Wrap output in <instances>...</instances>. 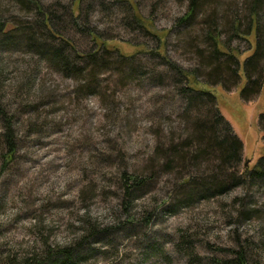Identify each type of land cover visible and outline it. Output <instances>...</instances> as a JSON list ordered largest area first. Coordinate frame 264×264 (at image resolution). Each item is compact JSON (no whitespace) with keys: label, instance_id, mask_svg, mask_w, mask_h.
<instances>
[{"label":"rangeland","instance_id":"obj_1","mask_svg":"<svg viewBox=\"0 0 264 264\" xmlns=\"http://www.w3.org/2000/svg\"><path fill=\"white\" fill-rule=\"evenodd\" d=\"M30 1L64 17L63 33L86 51L93 38L80 33L85 23L99 40L157 47V38L137 26L136 7L151 19L145 23L152 30L165 31L167 54L211 84L244 143L243 161L233 173L244 174L264 154V0L256 9L255 0H209L188 22L189 0H0L5 31H16L10 38L0 31V107L13 120L19 142L5 164L0 138V264L30 257L45 264H230L240 249L249 264H264V183L233 185L223 193L216 188L205 196V189L183 182L196 172L210 177L207 165L202 173L183 171L179 163L161 169L165 157L158 150L177 147L192 134L181 86L162 60L141 53L138 68L129 62L122 67L110 53L95 80L88 68L82 77L63 73L18 33L37 19ZM80 6L82 17L74 24L65 9L77 15ZM209 32L238 55L241 64L233 58V65L243 78L225 75L223 87L209 79L216 62ZM113 44L124 53L137 50ZM258 44L261 56L248 69L258 83L242 93L248 84L242 66ZM4 129L0 117V135ZM125 169L149 177L158 171L128 203Z\"/></svg>","mask_w":264,"mask_h":264},{"label":"trees","instance_id":"obj_2","mask_svg":"<svg viewBox=\"0 0 264 264\" xmlns=\"http://www.w3.org/2000/svg\"><path fill=\"white\" fill-rule=\"evenodd\" d=\"M85 0H74L82 4ZM95 1V0H94ZM124 2L123 0H121ZM130 1V0H129ZM35 8H37V19L33 23H26L20 28V34L24 35L27 39V44L33 52L38 53L40 56L47 58L49 63L59 66V69L63 73H76L78 76H85L84 70L88 68L89 77L95 80V78L102 73L109 64L110 58L106 56L110 53H116L118 55L119 65L122 67L128 64L133 68H138L136 60L138 55L146 53L151 57H158L162 60V64L174 74V81L178 84L179 93L183 97L186 103L185 116L187 122L191 125L192 134H189L185 143L177 145L169 149L168 151H159L164 157L165 161L161 165V169L169 170L174 165L179 163L183 171L190 169L204 172V165H207L205 171L211 172L210 177L198 176L197 172L194 175H188L185 177L183 185H189L191 188L205 189V196H209L211 192H215L216 188H222L220 192H226L233 185H240L243 183H249L251 185L264 183V154L261 155L252 168L246 167L244 174L237 175L238 172L233 173L238 169L239 165L243 161L242 152L244 149V143L234 133L233 127L228 119L221 112L216 93L209 89L211 84L209 81H202L196 76V73L179 64L173 60L166 52V34L165 31L152 30L151 26L145 22L150 21V18H146L141 15L136 7H133L136 11L137 26L144 30L147 34L153 35L158 40V46L155 48H149L145 44H136L132 41L124 39H100L94 28H90L88 23L77 25L80 33H84L88 39L93 38V45L90 50H80L77 47L76 41L73 37H69L63 33L65 18L57 14V12L51 7L47 8L43 4L35 1H30ZM105 2V0H102ZM131 2V1H130ZM188 14L183 18V21H190L203 4L209 3V0H189ZM132 3V2H131ZM91 2L87 6V10L91 7ZM133 4V3H132ZM261 4L260 0H255V4L252 5L256 9V6ZM122 5V4H121ZM30 6V3L28 4ZM80 13L75 15L71 8L65 9L68 19L74 24H79V20L82 17L83 8L80 6ZM34 8V7H33ZM130 13H133L131 7H128ZM86 12V11H85ZM132 15V14H131ZM134 16V14H133ZM135 22L136 18L132 17ZM151 24V23H150ZM6 24L0 21V31L4 32L5 37L10 38L16 31H5ZM214 28V26L212 27ZM6 33V34H5ZM206 37L211 41L213 50L210 59L216 61L209 74V79L214 81L219 80L217 85L223 87L225 75H229L230 78H243L240 69L233 65V58H236V64H241L240 58L237 54H234L230 50L226 42L220 41V37L215 35V32L207 33ZM51 43L42 44L41 39ZM9 40V39H7ZM116 41V42H115ZM8 42V41H7ZM11 42V40H10ZM54 43V45H53ZM113 43H127L137 48L133 53H124L119 46ZM57 44V45H55ZM98 45V47L96 46ZM70 53V55H69ZM261 56L260 45L258 44L254 53L246 58L243 63L242 70L245 77L248 80L247 87L242 88V93H247L250 86H257L258 80L253 79L248 69L252 66L253 62H257V59ZM225 58L226 61L220 64L221 58ZM206 64V63H205ZM143 66V65H142ZM76 70V71H75ZM158 75V79H159ZM167 76L160 77L161 80ZM93 84V83H92ZM225 84V83H224ZM0 117L4 121L5 129L0 135L1 142L5 147L4 159L5 164H9L13 158H15L18 151V139L17 130L14 127L13 120L7 118L5 109L0 107ZM261 121L264 125V112L260 115ZM264 142V136H263ZM151 171H154L153 168ZM157 172L151 173V177L147 175L137 174L131 172L128 169L123 171V190L125 191V200L134 198L139 191L147 188L153 176L157 175ZM153 174V175H152ZM210 182V183H209ZM197 187V188H196ZM220 190V189H219ZM237 258L233 261L230 260V264H249V256L243 249L237 250ZM234 262V263H233ZM4 264H45L41 260L35 259V257L25 258L23 260L9 259ZM220 264V262H218Z\"/></svg>","mask_w":264,"mask_h":264}]
</instances>
